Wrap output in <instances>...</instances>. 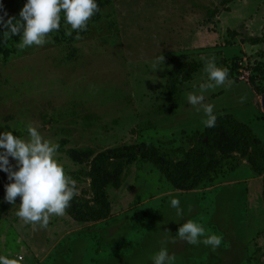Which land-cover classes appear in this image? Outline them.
<instances>
[{
    "label": "rangeland",
    "instance_id": "374dc122",
    "mask_svg": "<svg viewBox=\"0 0 264 264\" xmlns=\"http://www.w3.org/2000/svg\"><path fill=\"white\" fill-rule=\"evenodd\" d=\"M96 2L100 11L79 33L82 39L76 31L65 34L71 28L61 13L50 42L21 50L20 40L0 53V133L27 140L32 125L58 144L56 158L77 181L81 210L96 207L91 166L106 150L148 143L163 158L184 161L207 119L203 106L187 97L209 82L205 66L213 57L235 78L205 91V103L264 142V80H248L255 66L264 69V0ZM258 37V44L251 41ZM162 54L164 63L154 69ZM234 156L192 191L175 189L140 158L113 161L106 187L111 210L100 221L79 222L66 211L47 228L25 224L16 216L21 198L12 205L4 191L0 254L22 255L21 264H154V255L167 249L172 264H264V173ZM5 178L0 170V182ZM174 198L182 215L171 206ZM189 220L205 229L197 245L177 234ZM212 234L222 237L215 249L202 242Z\"/></svg>",
    "mask_w": 264,
    "mask_h": 264
},
{
    "label": "clouds",
    "instance_id": "9594fccd",
    "mask_svg": "<svg viewBox=\"0 0 264 264\" xmlns=\"http://www.w3.org/2000/svg\"><path fill=\"white\" fill-rule=\"evenodd\" d=\"M99 11L96 0H27L18 20L11 17L5 21V12L0 15V25L5 29V40L22 33L17 47L23 50L50 42L51 33L58 31L61 26V13L66 25L71 28L65 34L72 36L73 31H76L75 39H82L79 33L87 31L89 21ZM164 59L163 54L159 56L153 65L154 69L158 68L159 63H164ZM205 71L209 82L199 86L200 94L189 93L187 99L193 106H203L207 117L203 123L212 128L216 126L217 116L214 114V105L205 103L203 93L213 87L223 86L226 82L230 86L232 81L228 80L229 69L218 67L214 57L206 62ZM28 133L27 140L17 137L12 131L0 133V149H4L0 152V170L8 174L10 181H14L6 186L5 200L13 205L17 197H20L16 216L25 224L47 228L52 216L62 217L66 214L72 199L79 195V190L77 181L66 173L56 158L59 145L45 139L35 126L30 125ZM9 157L16 160L18 170H14ZM170 203L177 210V215H182L180 201L174 198ZM177 234L180 239L197 245L201 243L200 237L205 236V229L189 220L179 227ZM202 242L215 249L221 245L222 237L212 234ZM23 259L22 255L16 258L0 255V264H21ZM152 259L154 264H172L175 257L170 256L167 249H161Z\"/></svg>",
    "mask_w": 264,
    "mask_h": 264
},
{
    "label": "trees",
    "instance_id": "16d2710c",
    "mask_svg": "<svg viewBox=\"0 0 264 264\" xmlns=\"http://www.w3.org/2000/svg\"><path fill=\"white\" fill-rule=\"evenodd\" d=\"M26 3L27 0H0V4L3 5L0 15L6 12L5 21L11 17H16L18 20L19 13ZM4 31L3 25H0V53L7 54L11 52L8 47L19 43L22 33L5 40ZM261 40L262 38L258 37L251 41L258 44ZM195 66L194 64L190 65V68ZM238 68V65L234 64L233 69L238 71ZM259 76H261V80H264V69L257 65L248 79L249 83L255 85ZM181 78L188 79V69L181 75ZM228 78H235L232 71L229 72ZM197 135L198 141L186 153L182 163H173L163 158L158 154L157 149L148 143L124 146L100 153L93 160L91 166V186L96 207L88 208L85 211L81 210L80 205L73 198L66 211L79 222L106 219L111 210L106 193V187L111 180L108 167L111 162L118 160L134 161L140 158L150 162L175 189L181 191H192L203 181H212L222 170L223 160L232 157L235 159L234 154H240L243 158H247L252 170L257 174L264 173V142L254 134L247 124L239 121L232 114L218 115L215 127H206L203 133H197ZM12 182L14 181H10L8 178L0 182V196L6 191V186Z\"/></svg>",
    "mask_w": 264,
    "mask_h": 264
}]
</instances>
